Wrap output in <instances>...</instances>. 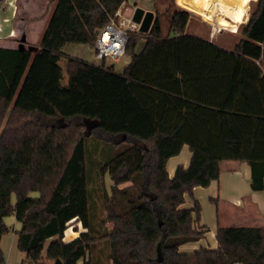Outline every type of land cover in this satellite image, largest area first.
<instances>
[{"label": "trees", "instance_id": "16d2710c", "mask_svg": "<svg viewBox=\"0 0 264 264\" xmlns=\"http://www.w3.org/2000/svg\"><path fill=\"white\" fill-rule=\"evenodd\" d=\"M124 1L56 0L37 50L0 46V238L13 213L33 264H96L104 241L110 264H264V225H219L216 248L179 251L204 234L199 202L182 207L184 196L217 179L222 160L247 161L250 187L264 189V0L231 48L186 33L189 13L175 9L173 35L158 14L129 34L121 72L105 57L68 56L64 84V46L90 44L95 56L97 31ZM87 134L111 151L99 169L111 180L102 203L112 225L102 231L89 215ZM183 144L190 162L170 177L166 161ZM72 219L84 230L66 241Z\"/></svg>", "mask_w": 264, "mask_h": 264}, {"label": "crops", "instance_id": "0c3cea01", "mask_svg": "<svg viewBox=\"0 0 264 264\" xmlns=\"http://www.w3.org/2000/svg\"><path fill=\"white\" fill-rule=\"evenodd\" d=\"M49 2L51 9L42 26L40 37L56 0H0V46L8 48L18 47L21 36L25 35L24 47H26V42L29 41V38L33 37V32L40 25L41 18L44 17L42 15L43 8H46ZM191 9L210 22L208 19L209 10L206 6L198 5L191 7ZM19 14L22 15L19 16ZM237 15L240 17L241 12L239 11ZM237 21H228V24L234 27ZM211 23L213 22L211 21ZM193 35L212 40L209 35ZM35 40H30L28 44H35ZM119 59L115 62L119 61ZM129 61L130 56H128L126 62L122 65H115L113 63L114 70L121 72ZM93 62L96 63L97 59L95 58ZM190 158L191 151L189 146L188 144H183L178 154L170 156L166 161L168 175L172 177L178 165L187 167ZM250 175L251 170L247 161L225 159L220 163V174L217 179L212 180L208 186L193 187L192 196L185 194L182 207H192L193 199H196L200 204L199 219L195 221L194 226L204 230V234L197 240L181 244L179 251L192 252L199 248H216V230L219 225H264V189L253 190L249 183ZM17 222L20 227V222L18 220ZM110 224L112 225L111 222ZM19 229L14 231L16 236L6 235L7 232H5L0 238V248L4 255L3 264L32 263L26 258L24 252H20L18 249H16L17 251L14 250V248H17V231ZM83 230L84 228L81 223L72 219L64 231L63 239L69 241ZM86 259L87 257L81 258L76 264H83Z\"/></svg>", "mask_w": 264, "mask_h": 264}, {"label": "rangeland", "instance_id": "374dc122", "mask_svg": "<svg viewBox=\"0 0 264 264\" xmlns=\"http://www.w3.org/2000/svg\"><path fill=\"white\" fill-rule=\"evenodd\" d=\"M256 0H125L123 5L119 7L120 13L112 16L115 19L117 24H120L125 27L130 33L137 31L140 33H145L138 30L133 26L128 25V19L133 15L134 10L137 7H141L146 10L153 12V16L158 14L161 20V27L164 33H169L173 35V31H169V20L172 15V12L175 9H185L189 13V19L185 28L186 33L209 35V37L215 43L225 47L231 48L233 43L239 38V28L243 24L254 7V2ZM51 2V1H50ZM45 5L46 8H43V16L40 21V25L33 32V37L29 38V41L26 42V47L28 48L31 44L30 40H35L33 50L38 49L40 32L42 26L45 22L47 14L50 12L51 4ZM206 6L209 10L208 19L210 22L199 15L198 13L192 11L191 7L195 6ZM241 12L240 17L237 13ZM22 14H19V16ZM236 26H230L228 21H236ZM211 21L213 23H211ZM124 24V25H123ZM223 25V26H222ZM217 28L214 32L215 35H211L213 29ZM23 33V32H22ZM21 33V34H22ZM26 33V32H24ZM31 33V32H30ZM15 41V40H13ZM25 42V41H24ZM64 56L59 60L60 65L63 68V78L62 82L65 84L67 82V74L65 72V61L68 56H75L82 58L84 60L92 62L95 59L93 54V47L90 44L86 43H67L63 48ZM128 55L124 54L121 56L119 61L113 62L115 65H122L126 62ZM85 122L89 124L93 123L91 119H84ZM87 133V130H86ZM105 143L100 142L95 137L91 135H86V168H87V188H88V200H89V215L91 222L96 229L102 231L104 228L109 227L110 222H105V212L102 203V191L104 188L109 189L110 178L108 174H100V166L103 164V161L106 156V152L110 151L108 148H104ZM111 154V151H110ZM29 197H37L38 192L33 190L28 192ZM12 203L15 202V195L11 196ZM4 222L7 227L6 235L16 236L15 230L19 229V223L17 222L13 214H9L4 217ZM209 226V225H207ZM17 227V228H16ZM56 237L47 239L44 243V249L42 252L43 261H48L44 258L45 248L50 241L54 240ZM17 248H14L17 251ZM18 251L22 252L18 249ZM16 254V253H14ZM94 255H96L97 261L96 264H110L108 258V242H99L95 245ZM53 262V261H50ZM86 262L84 261L83 264Z\"/></svg>", "mask_w": 264, "mask_h": 264}, {"label": "built area", "instance_id": "2783aa9c", "mask_svg": "<svg viewBox=\"0 0 264 264\" xmlns=\"http://www.w3.org/2000/svg\"><path fill=\"white\" fill-rule=\"evenodd\" d=\"M117 14L120 13L118 9ZM131 19V18H130ZM128 19V23L130 22ZM213 29L211 35H215ZM128 40V32L124 26L117 24L113 17L97 31L95 38V57L115 62L125 54V46Z\"/></svg>", "mask_w": 264, "mask_h": 264}, {"label": "water", "instance_id": "95a60500", "mask_svg": "<svg viewBox=\"0 0 264 264\" xmlns=\"http://www.w3.org/2000/svg\"><path fill=\"white\" fill-rule=\"evenodd\" d=\"M152 20H153V12L152 11H150V10L144 11V9H142L141 7H137L134 10L133 15H132L128 25L133 26L140 31L146 32L149 29ZM24 40H25V35H22L20 38L18 48H24ZM28 49L33 50L34 46L30 45L28 47ZM31 264H33V263H31ZM49 264H63V263L59 258H57L52 263H49Z\"/></svg>", "mask_w": 264, "mask_h": 264}, {"label": "bare ground", "instance_id": "6f19581e", "mask_svg": "<svg viewBox=\"0 0 264 264\" xmlns=\"http://www.w3.org/2000/svg\"><path fill=\"white\" fill-rule=\"evenodd\" d=\"M217 28H215L214 30H216Z\"/></svg>", "mask_w": 264, "mask_h": 264}]
</instances>
